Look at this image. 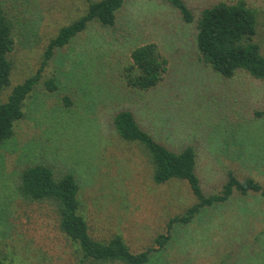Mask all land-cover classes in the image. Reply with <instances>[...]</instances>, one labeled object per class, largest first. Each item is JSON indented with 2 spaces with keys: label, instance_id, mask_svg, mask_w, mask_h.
<instances>
[{
  "label": "rangeland",
  "instance_id": "obj_1",
  "mask_svg": "<svg viewBox=\"0 0 264 264\" xmlns=\"http://www.w3.org/2000/svg\"><path fill=\"white\" fill-rule=\"evenodd\" d=\"M15 16L13 87L34 74L49 41L94 0H0ZM196 19L185 22L166 0H128L113 26L92 22L58 48L26 99L14 135L0 147V253L9 264H123L82 261L60 226L53 200L19 192L22 170L45 164L56 176L80 183L81 211L94 238L121 235L133 252L153 248L147 264H264V196L233 194L204 207L187 224L169 220L197 198L187 181L157 183L146 148L123 139L115 126L122 109L177 151L191 145L205 194L219 192L228 170L264 186V81L247 74L224 78L201 61L195 43L197 15L218 0H187ZM235 1V0H225ZM257 7L256 40L264 54V0ZM156 42L168 70L155 87L127 85L132 50ZM54 80L57 88L46 82ZM11 88L3 91L7 100Z\"/></svg>",
  "mask_w": 264,
  "mask_h": 264
},
{
  "label": "trees",
  "instance_id": "obj_2",
  "mask_svg": "<svg viewBox=\"0 0 264 264\" xmlns=\"http://www.w3.org/2000/svg\"><path fill=\"white\" fill-rule=\"evenodd\" d=\"M128 0H94L87 11L77 20L63 25L56 36L48 43L40 67L21 83L12 85L13 61L10 53L15 44V16L9 13L0 1V147L14 135L15 122L25 115V101L39 84L42 72L51 60L54 52L69 44L88 26L96 21L103 26H113L118 11ZM181 15L185 22L191 23L196 15L187 0H166ZM260 10L247 0L232 2L218 0L206 6L197 15L195 43L202 62L224 78L247 74L264 81V54L256 40L260 23ZM132 62L124 67V78L128 86L134 89L155 88L168 70V59L156 42H148L135 47L131 52ZM46 85L55 90L53 79ZM11 88L6 101L3 91ZM264 115V109L258 111ZM115 126L119 135L144 147L153 166L157 183L170 179L187 181L197 201L185 213L172 217L167 224V234H160L155 242L163 247L171 237L176 223H190L204 207L226 202L237 192L248 195L249 192L264 196V186L254 177L239 179L234 171L228 170L227 178L219 192L205 194L198 173L197 152L191 145L177 151L157 139L145 128L136 113L122 109L115 115ZM20 194L28 200H53L58 206L60 226L73 242L81 260L94 262H121L123 264H147L153 248L133 252L121 235L108 240L93 237L85 218L82 201L79 199L80 183L72 173L56 176L45 164H35L24 168L20 174ZM0 264H9L0 253Z\"/></svg>",
  "mask_w": 264,
  "mask_h": 264
}]
</instances>
